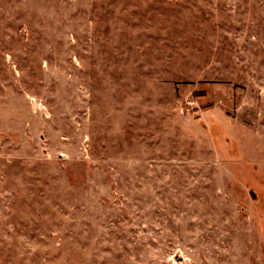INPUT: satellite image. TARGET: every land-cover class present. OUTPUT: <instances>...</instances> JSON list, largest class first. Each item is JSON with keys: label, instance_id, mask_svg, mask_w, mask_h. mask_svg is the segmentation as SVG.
<instances>
[{"label": "rangeland", "instance_id": "rangeland-1", "mask_svg": "<svg viewBox=\"0 0 264 264\" xmlns=\"http://www.w3.org/2000/svg\"><path fill=\"white\" fill-rule=\"evenodd\" d=\"M0 264H264V0H0Z\"/></svg>", "mask_w": 264, "mask_h": 264}]
</instances>
